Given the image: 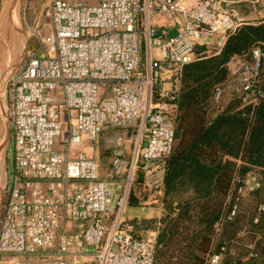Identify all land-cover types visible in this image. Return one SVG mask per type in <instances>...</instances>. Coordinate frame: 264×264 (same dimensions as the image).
<instances>
[{"label":"built area","instance_id":"obj_1","mask_svg":"<svg viewBox=\"0 0 264 264\" xmlns=\"http://www.w3.org/2000/svg\"><path fill=\"white\" fill-rule=\"evenodd\" d=\"M48 17L38 49L25 51L5 73L0 101L14 170L0 207V264H155L157 242L128 232L134 185L140 174L146 201H160L184 70L219 55L244 24L226 0H58ZM160 17L176 28L175 36L157 29ZM263 66L261 48L251 61L231 59L229 80L213 96L220 111L235 99L248 105L264 96L257 88ZM100 150L111 157L106 176ZM263 187L259 171L238 170L217 232L236 222L242 201ZM259 226L264 203L205 264L236 257L240 237L261 240Z\"/></svg>","mask_w":264,"mask_h":264},{"label":"trees","instance_id":"obj_2","mask_svg":"<svg viewBox=\"0 0 264 264\" xmlns=\"http://www.w3.org/2000/svg\"><path fill=\"white\" fill-rule=\"evenodd\" d=\"M256 48L264 49V22L244 24L219 55L184 70L173 119L176 142L160 200L175 203V196L190 187L199 197L180 202L176 215L162 220L155 264H205L209 255L229 241L222 236L224 230L217 232L216 224L227 210L226 199L235 173L257 170L264 175V96L248 105L235 99L216 119L209 116L215 106L216 88L229 80L228 63L235 56L251 61ZM257 88L264 94V66ZM142 183L139 174L130 204L148 195H142ZM224 224L234 227L236 222ZM256 230L263 235L256 256L245 263L242 258L246 253L237 251L238 255L228 257L226 264H264V227Z\"/></svg>","mask_w":264,"mask_h":264},{"label":"rangeland","instance_id":"obj_3","mask_svg":"<svg viewBox=\"0 0 264 264\" xmlns=\"http://www.w3.org/2000/svg\"><path fill=\"white\" fill-rule=\"evenodd\" d=\"M55 1L58 0H0V99L3 101L6 81L5 73L9 68L19 64L25 51L33 48L38 49L39 31L42 34L41 36H44L48 32V11ZM64 1H81L91 5L98 3V0ZM229 8L233 9L231 5H229ZM234 9L237 11V13L235 12V19L243 24H252V22H258L264 18V1H260L259 3L244 2L241 4V7ZM156 54L157 50H154L155 57ZM105 93L106 91L102 89L100 92L101 98L104 97ZM4 107H6L5 103ZM4 107L0 101V112L3 117L1 120L2 128L4 133L7 131L6 139L1 138L0 140V171L6 174L1 175V180L5 187L6 176L8 177V174L10 177L13 175L14 155L13 143L10 136L9 124L5 117ZM98 156L103 172L101 173L106 176L108 170H110V154L105 150H100ZM261 176L264 182V175L262 173ZM4 187L0 191V207L6 199ZM260 203H264V187L257 194L242 201L236 224L249 221L256 205ZM228 227L231 226L225 227L224 232ZM229 231H232V228H229Z\"/></svg>","mask_w":264,"mask_h":264},{"label":"crops","instance_id":"obj_4","mask_svg":"<svg viewBox=\"0 0 264 264\" xmlns=\"http://www.w3.org/2000/svg\"><path fill=\"white\" fill-rule=\"evenodd\" d=\"M226 1L228 2V5H231L234 9V8L241 7V4L244 2L259 3L260 1H264V0H226ZM234 11L237 13L235 9ZM262 22H264V18L259 20L258 22H252V24H258ZM156 27L161 32L165 31L170 37L175 36L177 34L176 28L172 24L167 22L164 17H160L158 19V23L156 24ZM204 49H205L204 47H200V50H204ZM226 107L227 106H225L224 109ZM213 108L214 109L209 116L211 119H216V117L224 109L220 111L216 105L213 106ZM2 119L3 117L0 112V140L1 138L5 139L6 137V133L3 132V128H2V122H1ZM110 167H111V162H110ZM0 170H1V162H0ZM3 174L4 173L0 171V191H1V188L4 187V184L1 180V175ZM6 179H7L6 183H8L10 179L9 174H8V177L6 176ZM203 194L204 193H200V195H203ZM197 196L199 197V193H197L196 189L192 187H190L187 191L178 193L177 196H175V201H176L175 203H162L161 200L158 203H151V202L148 203L146 201L148 199V195H146L145 199L137 201L136 203H131L129 206V209L127 211V223L129 226L128 232L134 237L141 238L144 240H154L157 242V237L159 234V227L161 226L162 220L165 219V217L168 215L175 216L178 211L177 210L178 204H180V202L197 198ZM250 222H251V217L249 221H247L246 223L244 222L241 224V222H239L235 224L234 227H228L225 230V232L222 234L223 238L229 241L237 238L238 233L242 231V229L246 225L250 224ZM224 225L225 226L222 228V231L225 229V227H227L226 224ZM229 228H232V231H229ZM238 240H239L240 245L238 244L236 246L237 251L239 252V254L246 253L245 254L246 256L249 255V253L252 251L257 253L260 243L262 241V239L258 240L257 237L252 233L247 236L240 237L238 238ZM250 244H256V249L254 250L249 249L248 245ZM246 262L248 261H245V263Z\"/></svg>","mask_w":264,"mask_h":264},{"label":"bare ground","instance_id":"obj_5","mask_svg":"<svg viewBox=\"0 0 264 264\" xmlns=\"http://www.w3.org/2000/svg\"><path fill=\"white\" fill-rule=\"evenodd\" d=\"M5 133H6V137H7V131ZM6 137H5V139H6Z\"/></svg>","mask_w":264,"mask_h":264}]
</instances>
